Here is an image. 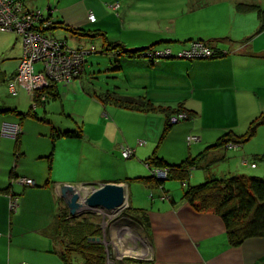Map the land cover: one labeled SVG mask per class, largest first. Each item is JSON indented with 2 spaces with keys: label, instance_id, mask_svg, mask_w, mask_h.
Segmentation results:
<instances>
[{
  "label": "crops",
  "instance_id": "obj_1",
  "mask_svg": "<svg viewBox=\"0 0 264 264\" xmlns=\"http://www.w3.org/2000/svg\"><path fill=\"white\" fill-rule=\"evenodd\" d=\"M201 1L195 2L197 7H193V11L210 6V4L202 6ZM237 1L231 0L234 3V7L229 11L232 19L228 20L226 26H219L221 28L218 30L201 27L202 29L183 34L184 36L175 35L174 32L170 35L149 32V37H137L131 41L108 38L110 42H121L131 50L168 41L156 46L155 49L160 51L169 49L172 53L178 52V54L188 49L193 41L203 40L205 45L221 49L227 55L206 60L182 59L177 57V54L168 59L158 60L148 57L120 56L124 60L122 67V62L119 65L117 79L120 81V86L117 88L126 92L121 95L145 96L164 107H177L183 104L196 113L195 117L187 123L180 122L174 125L163 139L162 134L167 125V119L163 114H144L114 106L106 107L94 96L106 93L107 90L104 89H94L93 93L87 92L88 94L83 95L87 98L83 100L89 102L97 111L94 116L92 115L91 120L85 116V128L81 127L84 138L59 139L55 142L52 152H48L47 149L42 154L45 158L51 155L52 164L59 160L58 168L64 170L66 176L71 175L69 179L59 180L52 175L49 177L42 175L38 178L29 174L27 178L33 180L37 178L34 180L36 186L24 187L18 183L19 175L15 172L16 179L13 180L10 175L6 178L5 171L0 170V264H64L60 256L61 245L54 237L59 202L66 206L59 190L63 185L95 188L103 184L124 185L127 189L129 205L132 208L138 207L135 209L138 212L143 210L148 217L149 237L142 226L135 225V230L150 241L153 264H264V238L249 239L239 247L230 245L225 223L219 216L212 212H197L183 200L186 191L184 185L165 184L168 195L166 197L162 190H152L143 183L129 180L152 176L153 172L144 159L155 152L171 164L182 163L189 157L195 158L205 152L227 132L244 134L251 122L264 113V31H261L258 14L257 19L248 21V17L237 8V5L247 4H240ZM244 1L251 3L248 5L259 7L260 5L256 3L263 2L262 0ZM217 2L220 0H215L212 5ZM26 8L35 10V7L30 9L26 6ZM70 9L76 11V6ZM55 14L57 11L52 12V20L69 27H85L79 19L68 20L72 22L73 26H71L64 18L55 17ZM98 22V19L96 22L89 20L90 25ZM258 27L257 33L250 36ZM48 32L44 35L53 38V34ZM17 35L21 39L22 54L20 52L21 56L16 58L17 69L12 77L16 76L23 57L22 38ZM72 36L77 38L73 34ZM92 39H99L104 48L102 38ZM62 41L68 42V39ZM77 43L79 48L76 49L90 50L92 47L98 49L96 45L86 46L83 41ZM89 55L92 54L87 56ZM85 73L86 71L72 84L62 85L64 90L69 92L65 94L66 96L70 94L81 96L79 86L84 89L82 80ZM9 80L7 85L11 82ZM20 90V87H17L16 95L11 94L10 91L9 93L17 97ZM25 90L30 95V92ZM0 108L11 109L5 106ZM15 109L19 111L18 108ZM0 117V129L4 122H16L5 118L11 115L0 113ZM50 133L49 139L53 145ZM25 134L26 129L22 126L21 139ZM259 134H264V125L258 129L254 138L242 146L211 150L192 172L190 185H193L192 178L197 181L204 179L205 182L211 177H220L214 173V170L228 161L235 163L237 168L233 170L230 166L229 172L223 174L222 178L229 175L264 177V140L260 141L261 145L255 141ZM191 135L199 137L200 140L190 144L188 137ZM142 141L144 144H140ZM123 147L133 149L134 156L124 159L121 152ZM144 147L146 149L144 154H147L141 156L144 151L141 148ZM253 163L256 164L255 168L251 166ZM198 171L203 172V175L197 173ZM8 187H11L12 195L18 199L15 211L10 208L12 195L4 191ZM154 192L157 194L155 195ZM111 232L113 238V230ZM122 232L126 233L125 230L120 233ZM125 237H136V235L129 233ZM134 242H127L124 252L143 248V243ZM122 248L115 253H121ZM115 253L113 258H116ZM122 261L118 258L115 264H122Z\"/></svg>",
  "mask_w": 264,
  "mask_h": 264
},
{
  "label": "rangeland",
  "instance_id": "obj_2",
  "mask_svg": "<svg viewBox=\"0 0 264 264\" xmlns=\"http://www.w3.org/2000/svg\"><path fill=\"white\" fill-rule=\"evenodd\" d=\"M23 1L26 3V6L28 8L31 9L32 7H35V11H40L42 14H44L46 18L50 13L52 14V12L57 11V14H55L54 16L64 18L67 22H69L68 24H70L71 26H73V24L71 21L68 20L74 21L79 19V22H82L85 28H87L88 30H97L99 28L107 34L109 39L118 40L119 38L127 39L130 41L136 39L137 37H149V32L158 33L157 35L161 33H165V35H170L174 32L175 35L184 36L183 34H190L202 28L207 30H218L221 28L219 26H226L228 20L232 19V14L230 15L229 11L232 7H234V3H232L231 0H220V2H217L213 5L212 2H214L215 0H202L200 3L202 4V6H205V4H210V6H205V8L198 11H193L192 9L193 7H197V4H195L197 0ZM262 1V4H256L260 5V7L264 11V0ZM237 2L240 4H251L248 1L245 2L244 0H238ZM73 6H76V11L70 9V7ZM90 13L94 14L97 17L99 21L97 24H89ZM242 14H244L245 17H248V21H254V19L258 18L257 11ZM258 30L259 27L250 36L256 34ZM48 33L53 34V38L57 40L61 39L60 41L67 38L69 45L72 46V48L74 49L79 48V43L77 42L80 41H83V43L87 44L86 46L96 45L98 49L92 47L90 50H87L89 54L92 55L86 57V73L84 74L82 80V86L84 89L79 86V93L81 96L77 97L73 94L66 96L65 94L68 92V90H64L62 84H59L58 86L61 92V98L56 101H50L45 106V108L38 107L36 109L38 119H26L23 122L22 126L26 129V134L25 136L23 135L21 139L22 156L16 155L15 139L10 137H2L0 170L5 171L6 178H9L10 173L13 171L17 175H19L18 177L21 179L28 177L29 174H33L38 178H40V176L42 175H45L47 177L52 175L54 178H57L59 180L69 179L71 175H69V177L66 176V172L58 168L57 165L59 163V160H57V163L52 164V159L50 160L51 155H48V158H45L42 155L43 152H46L47 149L49 150L48 152H52L53 150V145L51 144V140L49 139L51 127L55 126L62 129H75L77 127L85 128V116H88V118H90L89 120H91L97 112L94 106H92L89 102L83 100L86 98L83 95H86L87 92H90L89 94H91L94 92V89H104L105 91L107 90L110 92H118L120 94H124L125 92L123 89L117 88L118 86H120V81H118L117 79L119 72L118 70L120 69L119 65L124 59H121V57L116 54H112L110 52L108 53L106 49L102 48V44L100 43L99 39H92L89 37L75 38L72 36V34L66 32L64 29H56L53 31H49ZM113 42L114 41H111V43ZM20 52L22 54V43L18 35L15 33L0 32V106L18 108L19 111L26 113L30 110L31 106L33 105V99L31 95L26 92L25 88L19 86L21 89L19 95L17 97L11 96L8 90L9 86L7 85V81L10 79V77H12V74L17 69L18 61L16 60V58L21 56ZM176 54L178 55V52L174 55ZM86 55H88V53L85 54V56ZM160 59H168V57H162ZM206 59L211 58H204L203 60ZM155 60H158V58ZM122 65L123 62L121 63V67ZM40 67V64L37 65V71H39L38 69ZM18 71L19 68L15 74L16 76L18 75ZM81 77L82 74H79V77L75 79L77 80ZM11 117L5 118L19 122L17 118ZM107 119H109V117H107ZM187 122L189 121H185V123ZM259 136L255 138V141H257L261 145L260 141L264 140V134H259ZM141 149L144 150L141 153V156H143L146 149L145 147ZM146 154L147 153H145L144 155ZM141 156L139 155V157ZM151 156L152 154L149 155L148 158H150ZM148 158L144 159V161L146 162ZM231 163L228 161L226 163H223L222 166L216 167L214 173L222 177L223 174L229 172L230 166L231 169H236L237 165L235 163ZM197 173H201L203 175V172L201 171H198ZM36 177L34 178V180L37 179ZM258 177L262 176L258 175ZM192 182L193 185H199L204 182V179H202V181H197L196 179L192 178ZM13 183L17 182L13 181ZM166 184L178 185L180 183L175 181H166ZM99 187L100 186L95 188ZM94 190L95 189L91 186L90 190H87V193L84 192V195L87 194L85 198L89 197ZM133 194L135 195V192H133ZM154 194L156 195L157 192H154ZM85 198H83V201H85ZM126 205H128V207L125 211H128L130 208L128 196ZM133 208L138 209V207L135 206H133ZM89 215L93 216L92 212H84L77 217L80 218ZM108 220L109 218L106 221ZM123 221H119L116 225H121L122 223L128 224L127 227L130 233H132L133 236L137 234V241L141 243L143 241L142 236L139 235V233H137V231L135 230L136 227L133 226L134 223H127ZM97 222L102 224L105 221L103 220L101 222ZM136 226L139 225L136 224ZM127 254L128 255L124 256V258L121 259L136 261L134 260L135 257L132 255V253ZM79 261H82L80 256H76V262L79 263ZM131 264L136 263L132 262Z\"/></svg>",
  "mask_w": 264,
  "mask_h": 264
},
{
  "label": "trees",
  "instance_id": "obj_3",
  "mask_svg": "<svg viewBox=\"0 0 264 264\" xmlns=\"http://www.w3.org/2000/svg\"><path fill=\"white\" fill-rule=\"evenodd\" d=\"M14 1L21 2L26 8L23 1ZM237 8L242 13L257 11L261 22V31H264V11L261 7L255 5H238ZM26 10L29 9L26 8ZM42 23V25H44V23H49L48 26H42L41 29L43 34L53 29H65L76 37L102 38L104 41V49H106L108 53H116L119 57L133 58L146 57L148 55V58H150L149 54L158 50L155 49L156 46L163 44L164 42H168L160 41L159 43L149 47L131 50L126 48V46L121 42L111 43L107 34L99 28L97 30H88L85 27H69L63 23L52 20L51 13L47 18L45 17L42 20ZM21 38L23 42V37L21 36ZM193 42H202L205 44L203 40ZM209 48L214 51V55L211 59L227 55V53L221 49L212 47ZM14 79L15 77H12L9 81ZM58 85L59 84H52L48 88L36 91L34 97H32L33 105L26 113L19 112L15 108H0V113L17 118L20 123H14H18L22 127V124L26 119H38L36 113V109L38 107L45 108L50 101H56L60 98ZM94 96L102 105L106 107L114 106L123 110L144 114H163L167 119V125L162 134L163 139L167 137L174 125L178 124L170 123L172 117L185 113L187 118L184 121H180L185 122L192 120L196 114L194 111L187 109L183 104H180L177 107H164L155 104L145 96L129 97L123 96L118 92L110 91H107L99 96ZM263 125L264 113L251 122L248 130L244 134L238 135L233 131L227 132L221 136L216 143L209 146L205 152H202V154L196 156L195 158L189 157L179 164H171L159 157L157 152H155L149 159H147L146 164L152 172L155 170H167V179L164 181L159 180L156 175L152 174L150 177H141L129 180L143 183L152 190H162L166 194V197L168 196L165 189L166 181H175L184 185L186 187V191L183 195V200L190 204L197 212H212L219 216L225 223L228 240L232 246L239 247L249 239L264 238V177L229 175L225 178L211 177L202 184L195 186L190 185L192 172L198 168L199 163L206 157L207 153L215 149H229L234 146H242L254 138L258 129ZM21 136L22 135L20 134L15 139V151L17 156H22ZM50 138L52 139L54 148L55 142L62 138L68 140H82L84 138V131L81 127H77L75 129H62L54 126L51 127ZM1 140L2 136L0 134V159ZM51 159L52 157H50V160ZM15 176V173L12 171L10 178L14 180L16 179ZM4 191L9 195H12L11 187L6 188ZM12 198L16 197L12 195ZM59 203L60 206L58 207L56 214L54 237L61 245L60 256L64 264H107V249L104 243L92 242L90 240L92 238H101V240L104 238L105 232L102 229V224L97 222H101L102 218L94 212H92L93 216L89 215L80 218L74 217L70 214L69 209L61 203V201ZM125 215L130 217L135 224L142 226L146 230L149 237L147 231L149 228V219L143 213V210L138 212V210H135L130 206ZM76 256H80L82 261L77 263ZM132 262L136 264H153L151 261L145 262L140 260H123L122 264H129Z\"/></svg>",
  "mask_w": 264,
  "mask_h": 264
},
{
  "label": "built area",
  "instance_id": "obj_4",
  "mask_svg": "<svg viewBox=\"0 0 264 264\" xmlns=\"http://www.w3.org/2000/svg\"><path fill=\"white\" fill-rule=\"evenodd\" d=\"M45 18L44 14L40 11L26 10L21 2L14 0H0V32L4 33H17L23 37V57L19 65L18 75L14 80L9 83V91L11 94H17V87H23L30 91L31 97H34L36 91L50 87L52 83L70 85L77 78L79 74H83L85 71L86 57L85 54H89L87 50L74 49L67 42L56 40L45 36L42 31V26H48V24L42 25V20ZM89 20L95 22L97 20L94 14L89 15ZM51 24V22H50ZM87 52V53H86ZM214 51L203 44L202 42H192L188 49L180 52L177 57H182L188 60L212 58ZM148 57V56H146ZM152 59H160L162 57H174L171 50H156L149 54ZM41 67L37 71V65ZM187 118L185 113H181L171 118L170 123L176 124L180 121H184ZM2 137H10L16 139L21 134V126L14 122H4L0 129ZM200 138L197 136H189L188 142L199 141ZM142 141L140 144H143ZM122 156L124 159H130L134 156V150L129 147H123L121 149ZM245 163H249L245 161ZM253 168L255 164H251ZM153 174L163 179H167V170H155ZM18 183L24 187H35L36 183L31 178H19ZM79 193L82 195L81 200L86 197L84 192L90 190V186H79L76 187ZM94 188V187H93ZM95 189V188H94ZM18 206V199L12 198L10 201L11 210L15 211ZM128 205L118 214H108L104 211L98 210L97 213L101 216L102 229L105 232L104 238L102 239L107 249V264H115L118 258H124L132 253L135 257L134 260L140 261H153L154 257L151 252V244L148 239L142 237L143 248L136 251L124 252L125 245L129 243H139L137 237H125L130 231L127 227L128 224L122 223L116 225L119 221L122 222H133V220L126 216V209ZM109 218L108 221H106ZM134 223V222H133ZM134 223V227H135ZM127 227V228H126ZM126 228V229H125ZM113 230L114 237L111 238V231ZM125 230L126 233L121 231ZM107 232V234H106ZM123 234V235H122ZM132 234V233H131ZM133 235V234H132ZM137 235V234H135ZM134 235V236H135ZM129 238V239H128ZM136 240H135V239ZM132 245V244H130ZM123 247V248H122ZM121 253H115L117 250ZM115 253L116 258H113ZM116 260V261H115Z\"/></svg>",
  "mask_w": 264,
  "mask_h": 264
},
{
  "label": "water",
  "instance_id": "obj_5",
  "mask_svg": "<svg viewBox=\"0 0 264 264\" xmlns=\"http://www.w3.org/2000/svg\"><path fill=\"white\" fill-rule=\"evenodd\" d=\"M159 180H166L157 176ZM60 197L64 200L72 216L77 217L84 212L104 211L108 214H118L126 207L127 189L120 184H103L99 188L81 200V194L72 185H63L60 190ZM92 242H102L101 238H92Z\"/></svg>",
  "mask_w": 264,
  "mask_h": 264
},
{
  "label": "bare ground",
  "instance_id": "obj_6",
  "mask_svg": "<svg viewBox=\"0 0 264 264\" xmlns=\"http://www.w3.org/2000/svg\"><path fill=\"white\" fill-rule=\"evenodd\" d=\"M148 56V55H147Z\"/></svg>",
  "mask_w": 264,
  "mask_h": 264
}]
</instances>
